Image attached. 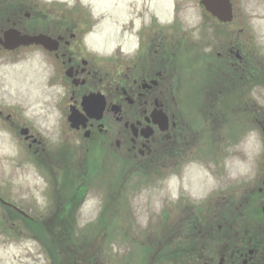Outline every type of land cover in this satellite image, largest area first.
Segmentation results:
<instances>
[{"label": "rangeland", "instance_id": "374dc122", "mask_svg": "<svg viewBox=\"0 0 264 264\" xmlns=\"http://www.w3.org/2000/svg\"><path fill=\"white\" fill-rule=\"evenodd\" d=\"M91 1L102 35L93 42L105 60L118 47L134 49L144 21L168 19L176 2L190 23L205 14L200 0ZM232 3L238 24L264 41V0ZM46 60L40 52H0V111H15L44 139L30 149L0 114V264H188L203 235L198 223L212 221L224 228L240 223L243 247L254 244L249 239L264 230V218L246 212L252 205L244 201L264 179V86L248 101L245 142L217 151L227 173L189 161L177 167L179 175L149 174L122 158L84 151L67 123L63 81L49 86Z\"/></svg>", "mask_w": 264, "mask_h": 264}, {"label": "flooded vegetation", "instance_id": "af4514ba", "mask_svg": "<svg viewBox=\"0 0 264 264\" xmlns=\"http://www.w3.org/2000/svg\"><path fill=\"white\" fill-rule=\"evenodd\" d=\"M178 5L168 19L157 15L148 24L144 21L137 29L134 49L118 47L105 60L96 48L100 45L93 42L94 36H102L96 31L99 17L93 1L0 0V52L31 51L46 57L49 86L63 81L67 121L71 111L88 118L75 129L67 122L86 153L99 150L149 174L169 170L179 175L177 167L190 161L210 164V172L221 175L228 168L217 151L245 142L248 101L253 100V91L264 86V41L257 37L256 43L235 13L231 21L223 22L203 6L205 14L190 23ZM217 26L223 29L216 30ZM10 30L46 36L49 45L57 48L31 44L8 50L1 39ZM220 30L225 34L217 38ZM93 93L105 100L101 119L89 118L82 104ZM0 114L5 126L29 130V139L24 140L30 149L44 143L15 111ZM247 192L244 207L252 205L256 211L263 203V208L264 179ZM228 225L198 223L197 232L203 235L188 264H264L262 227L249 239L254 244L245 248L240 223Z\"/></svg>", "mask_w": 264, "mask_h": 264}, {"label": "water", "instance_id": "95a60500", "mask_svg": "<svg viewBox=\"0 0 264 264\" xmlns=\"http://www.w3.org/2000/svg\"><path fill=\"white\" fill-rule=\"evenodd\" d=\"M201 2L208 11L217 16L221 21L227 22L232 20L233 7L231 4V0H201ZM48 40L49 38H47L46 36L22 35L17 30H10L6 32L5 38L3 40L1 39V42L5 46V48L9 50H14L20 46L31 44H39L44 45L46 48L56 49L57 45H55L54 47L51 44L49 45ZM82 104L88 117L97 119L102 118L105 109V100L103 96L97 93L90 94L84 97ZM83 118L85 119V121L86 119H88L87 116H81L77 112L73 111L69 116L71 126L73 128H78L81 122H84ZM22 134H28V129H24L22 131Z\"/></svg>", "mask_w": 264, "mask_h": 264}, {"label": "trees", "instance_id": "16d2710c", "mask_svg": "<svg viewBox=\"0 0 264 264\" xmlns=\"http://www.w3.org/2000/svg\"><path fill=\"white\" fill-rule=\"evenodd\" d=\"M252 211V213L253 212H258V214H260V216H262L263 218H264V214H263V212L260 210V208L258 209V210H256V211H253V208H250V207H248V208H246V212H251ZM264 236V235H263ZM193 255V254H192Z\"/></svg>", "mask_w": 264, "mask_h": 264}]
</instances>
